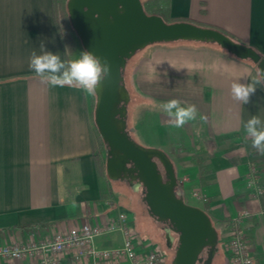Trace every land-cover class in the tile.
Instances as JSON below:
<instances>
[{
    "label": "crops",
    "instance_id": "obj_1",
    "mask_svg": "<svg viewBox=\"0 0 264 264\" xmlns=\"http://www.w3.org/2000/svg\"><path fill=\"white\" fill-rule=\"evenodd\" d=\"M170 16L174 22L221 30L264 58V0H170ZM41 41L63 61L71 59L55 1L0 0V247L50 237L85 222L107 224L120 212L127 213L131 227L163 224L149 214L142 192L135 197L127 181L109 178L95 97L51 87L29 69ZM176 43L153 44L132 62L126 83L131 101L147 108L144 125L140 119L129 125L138 108L128 109V131L145 146L168 154L186 200L198 201L194 205L215 224L223 257L230 222L250 210L243 226L254 243L255 264H264V156L251 147L243 127L253 115L264 120V88L257 87L243 105L230 93L233 82L250 80L258 67L214 46ZM171 99L194 104L207 121L198 116L183 128H170L159 105ZM253 171L260 192L248 185ZM123 241L117 230L96 237L95 245L115 248ZM0 264L37 262L0 258ZM60 264L73 263L63 256Z\"/></svg>",
    "mask_w": 264,
    "mask_h": 264
},
{
    "label": "water",
    "instance_id": "obj_2",
    "mask_svg": "<svg viewBox=\"0 0 264 264\" xmlns=\"http://www.w3.org/2000/svg\"><path fill=\"white\" fill-rule=\"evenodd\" d=\"M67 8L83 48L106 58L112 68L95 106V123L107 147L109 178L129 184L137 178L143 182L146 192H142V199L149 214L178 235L172 264H213L220 248L219 233L211 217L203 208L187 202L168 154L137 143L128 131L131 95L124 74L128 60L139 49L157 42L217 43L261 69L264 58L252 46L235 41L221 30L188 21L168 23L159 15H149L142 0H68ZM176 189L182 193L180 198L174 195ZM168 240L171 241L169 234Z\"/></svg>",
    "mask_w": 264,
    "mask_h": 264
},
{
    "label": "built area",
    "instance_id": "obj_3",
    "mask_svg": "<svg viewBox=\"0 0 264 264\" xmlns=\"http://www.w3.org/2000/svg\"><path fill=\"white\" fill-rule=\"evenodd\" d=\"M259 179L255 172L248 176V185L259 192ZM194 196L207 201V196L198 191ZM251 215L244 209L230 224V237L227 242L229 264H255L257 257L253 240L243 226V220ZM128 215L120 212L115 221L103 225L83 223L67 231L50 237L32 238L26 242L16 241L0 247V258L6 260H29L37 264H60L61 257L69 258L73 264H165V254L161 247L147 244L146 239L128 224ZM121 230L123 244L115 248H98L95 239Z\"/></svg>",
    "mask_w": 264,
    "mask_h": 264
},
{
    "label": "clouds",
    "instance_id": "obj_4",
    "mask_svg": "<svg viewBox=\"0 0 264 264\" xmlns=\"http://www.w3.org/2000/svg\"><path fill=\"white\" fill-rule=\"evenodd\" d=\"M84 11L86 10L84 9ZM39 49V54L36 51L31 53L28 66L42 83L51 87H70L81 90L86 95L99 97L103 90L102 83L111 77L110 62L106 58L96 56L91 51H81L79 58L65 62L57 53L46 50L43 41H41ZM257 87L264 88V69L260 67L257 68L255 76L250 80L231 84V97L242 105L247 104L255 94ZM159 108L166 115L170 128H183L188 122L195 121L198 116L202 122L207 121V117L200 115L194 104L185 106L178 99L163 102ZM243 127L247 137L251 140V147L259 155L264 156V120L253 115L244 122ZM133 166L129 165V167ZM131 185L134 192H146L143 182L138 178L133 179ZM174 195L176 198H180L182 193L176 189Z\"/></svg>",
    "mask_w": 264,
    "mask_h": 264
},
{
    "label": "rangeland",
    "instance_id": "obj_5",
    "mask_svg": "<svg viewBox=\"0 0 264 264\" xmlns=\"http://www.w3.org/2000/svg\"><path fill=\"white\" fill-rule=\"evenodd\" d=\"M144 1V0H142ZM171 42H177L176 44H194L196 46H203V47H208V48H213L211 46H214L216 48H220V50H223L225 52H228L227 50H225L224 48L220 47V45H218L217 43H207V42H198V41H190V40H177V41H171ZM164 43V42H162ZM153 44H161V42H157V43H153ZM153 44H149L147 45L145 48H142V49H139L135 55L129 60V63L127 64V67H126V74H125V81L126 83H128V76H129V73H130V70H131V66H132V62L133 61H136L137 58L141 55V53L149 48V46H152ZM67 48H68V51H69V54H70V57H71V60H75L77 58H79V55H80V52L81 51H85V49L83 48L82 44H81V41L76 38V45L74 47V49L72 50L71 49V45L69 43H67ZM253 62V61H251ZM127 85V84H126ZM138 108V110L136 111L135 115L137 119H135V117H131L130 116V119L128 120V123L129 125L135 123V120H138L140 119L138 122L141 124L140 125H144L142 120H143V114H144V111L145 109L147 108V105L144 104V102L142 103H139V104H135V102L132 100L130 101L129 105H128V109L129 111H133V109L136 110V107ZM131 111V112H132ZM130 112V113H131ZM132 114V113H131ZM134 119V120H133ZM133 120V121H132ZM137 122V124H138ZM137 143L144 145V143L142 144L141 143V140H139L138 138L134 137V136H131ZM145 147H148V146H145ZM131 188H132V185L130 184ZM120 188V187H119ZM133 193H135V197H137L138 195L136 194L137 192H134L132 189H130ZM142 195V194H141ZM122 197L123 198H129L126 194L122 193ZM187 202L191 205H194V204H199L198 201H196L195 199H191V198H187ZM147 207V205H146ZM127 209V208H126ZM164 224H139V226H136L135 224H132V228L136 231H141V237L145 238L146 239V243L147 244H152L153 247H161V250H162V253L163 254H168L170 253L171 251L166 247V242L168 241V239H166L168 237V234L171 236V243L173 244V242H177L178 243V235L174 234L173 232H168V231H165V234H167V237L165 238V236L162 234V230L159 228V226H163ZM136 227V228H135ZM140 234V233H139ZM167 240V241H166ZM97 247V246H96ZM100 248V247H98ZM226 257H223L221 255V253H218L213 264H229L228 261H229V257H228V253L225 254ZM167 264V263H165Z\"/></svg>",
    "mask_w": 264,
    "mask_h": 264
},
{
    "label": "trees",
    "instance_id": "obj_6",
    "mask_svg": "<svg viewBox=\"0 0 264 264\" xmlns=\"http://www.w3.org/2000/svg\"><path fill=\"white\" fill-rule=\"evenodd\" d=\"M54 1H55L57 20L59 22L63 38L66 43H69L71 45V49L73 50L76 45V38L79 39V37L76 31L73 29L70 21V16L67 8L68 0H54ZM142 2L147 14L159 15L168 23L174 22V19L171 18L170 16V0H144ZM67 61H71L69 56L67 57ZM126 71L127 70H125V74Z\"/></svg>",
    "mask_w": 264,
    "mask_h": 264
},
{
    "label": "flooded vegetation",
    "instance_id": "obj_7",
    "mask_svg": "<svg viewBox=\"0 0 264 264\" xmlns=\"http://www.w3.org/2000/svg\"><path fill=\"white\" fill-rule=\"evenodd\" d=\"M129 183V182H128ZM162 230V234L165 236V238L167 237V234H165V231L170 232V230L168 229L167 225L164 224L163 226L159 227ZM172 232V231H171ZM174 233V232H173ZM175 234V233H174ZM177 235V234H176ZM168 239V237L166 238ZM167 241V240H166ZM177 242H173V244L171 243V241H167L166 242V247L171 251L170 253L165 255V263L167 264H172L173 258L175 256L176 253V249H177Z\"/></svg>",
    "mask_w": 264,
    "mask_h": 264
}]
</instances>
